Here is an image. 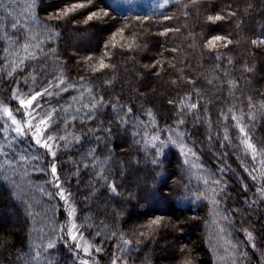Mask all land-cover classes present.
I'll return each instance as SVG.
<instances>
[{"label":"snow or ice","instance_id":"snow-or-ice-1","mask_svg":"<svg viewBox=\"0 0 264 264\" xmlns=\"http://www.w3.org/2000/svg\"><path fill=\"white\" fill-rule=\"evenodd\" d=\"M205 3L206 0H188L187 3L175 0L179 17L158 13L166 22L187 21L192 17L194 23L179 27L161 26L158 32L152 33L155 50L151 56H148L149 45L140 41L147 39L144 22H150L152 18L145 15L137 16L134 22L120 20L112 15L119 6L108 0H61L59 5L50 0H29L23 18L15 13L11 2L0 3L4 14L0 18L3 21L0 23V43L3 45L0 51L4 53L0 63L11 69L6 74L0 72V89H4L0 91V120L3 121L0 133L6 139L7 148L13 150L9 154L4 151L5 145L0 144V155L4 156L0 176L11 185L9 198L24 202L27 192L38 187L49 204L54 200L62 203L65 217L63 222L57 220L60 204L47 209L44 216L50 227L45 225L46 232L41 229L37 237L40 243H36L30 233L27 237L29 243L21 241L19 246L27 248V252L21 251L13 260L14 253L10 250L0 255V261L11 260L12 264H17L21 257H25L24 264H51L49 250L56 249L57 244L63 242L73 257L72 264H100L93 253L96 256L104 253L105 244L112 250L110 264H134L139 252L149 244L155 250L161 233L170 230L172 244L182 239L186 226L199 220L195 215L200 211L199 206L185 209L191 214L183 219L175 213H145L146 218L140 221L137 217L139 222L130 229L122 228L127 219H131V213L122 205L139 198L136 192L124 186L123 170L132 167L134 161L137 167L143 165L146 186L149 179L163 177L167 181L174 174L167 172L163 156L165 148L171 144L179 151L182 168L190 165L189 172L204 173L197 176L201 183L193 191L181 176L173 179L171 186L165 183L152 187L150 191L164 201L173 191L177 199L190 200L193 205L207 201L211 205V223L215 229L212 239L217 241L214 250L225 253L219 259L227 257L230 264H253L258 255V264H264V250H261L264 247V231L261 230L264 229V136H256L258 128L264 126V91L255 95L241 93L240 97L233 95L232 91L228 96L219 92L215 103L220 104L223 99L224 102L231 100V105L219 111L222 126L213 135L210 119L213 100L205 101L202 90L196 87L198 79L186 75L185 70L178 67V63L188 67L187 59H175L180 47H163L171 36L187 31L182 43L191 41L188 48L194 54L199 52L214 61V71L220 74V88L226 82L230 90H235L241 77L247 88L250 83L247 77L255 71L247 61L242 64L241 76L224 79L233 75L227 68L235 64L233 58H226L224 53L242 42L239 36L232 38V32H218L207 39L203 36L220 28L221 22L235 23L236 28H242L245 20L253 15L254 6L246 0L243 7L242 0H230L215 10L214 5L205 8ZM172 4L173 0H161L156 7L167 11ZM201 9L207 13L203 19ZM260 11L264 12V9ZM69 23L73 29L92 27L108 33L107 39L102 37L99 56L89 52L77 59L76 52L65 54L60 51L58 42ZM197 27L201 29L200 33L195 31ZM126 33L130 35L126 36ZM117 36L121 38L119 41ZM160 37L164 39L160 40ZM250 44L257 48L264 46V24ZM117 51L121 59L132 54L123 59V63L126 71L127 65L132 64V71L136 72L135 87L128 82L132 95L127 101L122 99L125 88L122 86L119 92L115 88L119 69V62H114L117 61ZM137 54L141 60L148 56L150 63L137 67ZM169 54H172L171 59L167 58ZM73 60L77 72L83 67L88 75H70L72 69L68 65ZM165 75L171 76L165 83L172 89L187 86L189 90L166 101L175 111L159 114L145 107L150 102L149 93H155L154 87L149 88L148 78L159 79ZM102 76L110 78L99 80L98 77ZM13 82L15 86L6 87ZM212 84L213 81L209 80L208 85ZM22 88L28 91L23 92ZM69 93L73 95L68 96ZM135 101L142 103L137 106ZM240 101L246 106L238 108ZM144 116L148 119H143ZM160 117L172 123L161 128ZM189 120L192 131L186 132L183 129L189 127ZM206 121L208 135L204 139L213 147L218 144L221 149L212 153L220 161L215 172L206 169L202 160L204 141L199 139L202 135L199 129ZM130 129L132 145H126L127 151L122 149L119 155L131 158L119 159L114 151L117 130L127 136ZM10 133L14 135L10 137ZM17 144L23 145L18 152L14 150ZM132 149H135V155ZM233 156L237 161L235 169L227 162ZM193 160L198 163H192ZM29 170L45 177L42 184L34 185L29 179L26 188L21 183V176L29 177ZM84 175L88 176L86 182ZM232 185L236 188L233 189ZM164 187L169 188V193L161 191ZM123 192L128 193L127 197L122 195ZM182 192L189 193V196H183ZM101 194L104 196L102 209L97 201ZM33 207V204H27V216L34 219L37 213L31 211ZM49 212L51 217H48ZM101 215L103 220L99 219ZM212 239L208 242L212 243ZM169 243L165 242V249ZM14 246L15 241L0 237V249ZM193 251V248L181 244L177 264H199Z\"/></svg>","mask_w":264,"mask_h":264},{"label":"trees","instance_id":"trees-1","mask_svg":"<svg viewBox=\"0 0 264 264\" xmlns=\"http://www.w3.org/2000/svg\"><path fill=\"white\" fill-rule=\"evenodd\" d=\"M11 2L15 13H19L21 18H23V14L26 10V6L29 3V0H0V3ZM51 3L59 5L61 0H50ZM65 2H71V0H65ZM109 3L118 5L119 7L113 10V17H118L120 20L130 19L133 22L137 16L143 17L145 15L151 17L150 22H144L145 33L147 34V39H142L140 43H147L150 47V51L148 56L152 55V51L155 50L153 48L154 40L152 37V33H156L160 30L161 26L166 27H179L184 24H193L194 19L190 17L187 21L180 19L179 21L173 20L171 22L163 21L158 13L163 12L165 15H176L179 17L180 11L179 7L175 4V0H173V4L171 7L167 9H160L156 7V5L161 2V0H108ZM188 0H185L187 3ZM230 0H206L205 8L209 6H215V10H219L222 6L229 3ZM245 0H242L241 6L243 7ZM247 3H251L253 7V15L250 19H246L242 28H236L235 23L228 24L225 22H221L220 28L209 31L207 35L203 36V39H207L208 36L212 34H217L218 32L234 33L232 38H236L238 35L241 39V43L236 45L230 49L229 52L224 53L225 57L231 56L235 61L234 66H228L227 70L232 72L233 75L225 77V81L228 79H232L234 76H241L240 69L244 61H247L249 66H254L255 71L251 74V76L247 77V80L250 81L247 88L244 87V78L241 77L240 85L235 90H230L227 83L223 85L222 88L219 87L220 79L219 75L216 71H214V61L210 60L207 55L201 56L199 52H193V50L188 48L187 43H182L187 36V31H182L181 34H175L171 36L166 44L163 45L165 48H172L174 46H179L181 51L178 55H176V61H183L187 59L188 67H185L184 64H179V68H183L185 70L186 75H191L193 78L198 79V83L196 85L197 88H200L203 92V98L205 101L208 99L213 100L212 107L210 108V119H211V132L215 133L218 131L219 127L222 126V121L219 118V111L221 109L226 110L231 105V100L224 102L223 99L220 104L215 103V97L219 92H223L224 96H228L229 92L232 91L233 95L236 97H240L241 93L247 95L249 93L255 95L256 92L264 91V46L254 47L250 44L251 39L257 37L260 33V26L264 24V12H261V9H264V0H246ZM235 6V5H233ZM182 7V6H180ZM207 13L204 9H201V19H203L204 15ZM3 11L0 10V18L3 17ZM159 21V23H157ZM2 19H0V23H2ZM197 33L201 32V29L197 27L195 29ZM130 34L126 33V36ZM107 39V32H100L96 28H85L81 26L79 29H73L71 24L66 27V30L63 32L60 40H59V49L62 53H71L76 52V58L86 56L89 52H92L94 55L99 56V46L103 44V39ZM118 41L121 39L119 36L116 38ZM160 40L164 38L160 37ZM3 45L0 43V48ZM131 53L123 59H128L131 57ZM4 53L0 51V61H2ZM148 56H145L144 59L141 60L140 54L136 55L137 67L142 66L143 64L150 63ZM168 59L172 58V54H169ZM123 59L119 56V51H117V61L119 62V69L116 73L117 81L115 83L116 91L119 92L120 88L123 86L125 88V92L122 94V99L127 101L129 96L132 93L128 90V82H132V87H135L136 83V72L132 71V64L127 65V71L125 70V66L123 63ZM226 63V61H225ZM68 67L72 69L70 75L73 77L77 75H88V72L81 67V69L77 72L75 66V60L69 62ZM233 67L235 71L233 72ZM10 68H5V66L0 63V72H4L6 74L7 71H10ZM110 78V76H102L98 77L99 80ZM171 78L170 75H165L160 77L159 79L148 78L149 88H155V93H149V103L145 105L146 108H152L154 112L159 114H165L170 111H175V108L167 105L166 101L168 99H173L177 97V95H183L189 89L187 86H183L178 90L172 89L165 81ZM212 80L213 84L208 85V81ZM97 81H93L96 83ZM14 84V82L12 83ZM12 84L7 85L6 87L10 89ZM39 89V88H37ZM4 89H0L3 91ZM141 91H146V89H141ZM73 95V93H69L68 96ZM195 99V97H193ZM6 102V101H5ZM137 106L142 103V101H135ZM246 106L245 102L240 101L237 104V107ZM143 119L147 120L146 116ZM3 121L0 120V125H2ZM158 123L161 128L164 127L165 124H171V120H165L162 117L158 118ZM208 129L207 121L203 126L200 127L199 133L202 135L199 139L203 140V136L206 133L205 130ZM186 132H191V120H189V127L183 129ZM131 129L129 130V134L125 136L122 131L117 130L115 143L117 147L115 148V154L119 159H130L131 157H120L121 150L124 149L127 151V146L132 145V136ZM235 135L236 133L233 131L232 133ZM11 135H14L10 133ZM167 135V133H165ZM257 137L264 136V126L259 127L256 132ZM0 144L5 145L4 151L9 154L12 153L13 150H10L6 146V139L2 133H0ZM23 145H15L14 150L19 151ZM217 147V146H216ZM133 155H135V149H132ZM61 159H64L61 157ZM231 159V161H230ZM202 160L205 165V168L211 170L213 172L220 165V161L216 160L210 151L203 148ZM234 161V162H232ZM4 162V156L0 155V164ZM227 162L233 167L237 168L236 159H232L231 157L227 159ZM232 162V163H231ZM192 163H198V161L193 160ZM163 164L167 169V172H171L174 175L164 180L163 177L158 178L156 180L149 179L147 182V186L144 183L145 171L143 169V165L141 164L139 167L135 165L133 161V166L130 168H126L123 171L125 172V178L123 179L124 186H127L130 191L136 192L138 195V199L133 200L131 203H126L122 205L123 209H127L131 213V219H127V223L123 224V230L130 229L135 223L139 222L137 217L140 218V221L145 219V213L148 215H156V214H165L171 215L175 213L179 215L181 219L185 216L190 215L191 213L184 211L185 209L199 206L200 211L196 212L195 215L199 217V220L190 223L186 226L185 232L183 234V238L177 240L174 244L171 243L173 240V236L171 231H166L161 233L160 239L158 240L155 250L152 249V245L149 244L148 247H145L138 254V258L135 259L134 264H177V261L180 259L178 254V250L181 244H186L188 247L193 248V256L199 258V264H230L227 257L224 260H220V256H224L225 253L223 250H214L217 241L212 239L215 234V229L212 227V216L210 213L211 205L207 201H200L197 205H193L190 200L177 199L176 192H170L169 188L164 187L161 188V191L164 193H169L168 199L166 201L160 200L157 196H155L150 189L152 187H159L162 184L167 183V185H172L173 179H179L181 176L185 178L186 182H189V187L195 191L197 185L201 182L197 179L198 175H203L204 173L197 172L196 170H192L189 172L190 165H184L181 167V158L179 157V151L175 145L169 144L164 150L163 156ZM234 165V166H233ZM67 170V169H66ZM18 175H20L18 173ZM31 179L34 185L42 184L45 177L40 175H34L29 170V177L21 176V183L28 187V180ZM119 179V177H118ZM83 180L86 182L88 180V176L84 175ZM74 184L75 181H72ZM232 188L235 189L236 186L232 185ZM11 189V185L8 181H5L2 176H0V221L2 219H9V212L11 210L13 217V224L8 226L5 224L0 225V237H3L8 240L15 241V246L11 249L4 248L0 249V255L7 253L8 251H12L14 253L13 260H15L16 255H19L21 251L27 252V248L21 249L19 246L21 241L25 244H28L29 241L27 237L31 233L33 239H35L36 243H40V240L37 237L40 235V231L43 228L44 231H47L48 218L44 216V212L50 207H54L57 204H60V209L56 212L57 220L59 222H63L65 217L63 215L62 203L59 201H52L51 204L48 203L47 199L39 192L38 187H32L30 191L27 192V195L24 197V202L20 199H11L9 198L8 192ZM238 190V189H237ZM251 193H249L250 195ZM122 195L127 197L128 193L123 192ZM183 196H189V193L182 192ZM103 200L104 196L101 194L97 197V201L99 203L100 209L103 208ZM27 204H33L34 207L31 209L32 212L37 213L35 218L27 216L29 209L27 208ZM10 208V210H9ZM7 209V210H6ZM52 213H48V217H51ZM125 218H127V213L125 214ZM99 219L103 220V216L101 215ZM207 221V224L205 223ZM247 224V221H245ZM50 227V225H48ZM103 225H101L102 227ZM240 225L238 224L237 227ZM10 229H14L16 231H11ZM264 231V229H261ZM242 239V236L239 237ZM212 239V243L208 241ZM168 241L169 247L167 249L164 248L165 242ZM95 243L99 245V240H96ZM114 243V242H113ZM221 246L223 247V242H221ZM112 254L111 248L105 244L104 253L100 254L98 258H100L102 264L105 259L110 257ZM135 255V254H134ZM175 256V259H173ZM48 258L51 261V264H72L73 257L71 256L68 249L63 246V242L57 244L56 249L49 250ZM166 258V260H164ZM25 257H21L17 264H24ZM259 256L257 255L253 264H258ZM0 264H12L11 260L0 261ZM101 264V263H100Z\"/></svg>","mask_w":264,"mask_h":264},{"label":"rangeland","instance_id":"rangeland-1","mask_svg":"<svg viewBox=\"0 0 264 264\" xmlns=\"http://www.w3.org/2000/svg\"><path fill=\"white\" fill-rule=\"evenodd\" d=\"M12 86H15V83L14 84H12ZM37 90H39V89H37ZM21 91H23V92H26V91H28V89H25V88H22L21 89ZM7 102V101H6ZM13 106H15V103L13 104ZM206 131V133L204 134V136L202 137L203 138V148H205V149H207L208 151H210L211 153H213V152H217V151H221V149H219V145L218 144H216V146L215 147H213V144L211 143V142H209V141H207L206 139H204L207 135H208V130H205ZM213 135H214V133H212ZM62 158H64V157H62ZM215 158V157H214ZM233 160L235 159V157L233 156V157H231ZM216 159V158H215ZM217 160V159H216ZM230 161H231V159H230ZM232 162H234V161H232ZM231 162V163H232ZM234 166V165H233ZM233 168V167H232ZM235 169V168H234ZM242 171V170H241ZM7 210V209H6ZM9 210H10V208H9ZM9 212V219L7 218V220H4V219H2L1 221H0V225L1 224H5L6 223V225H8V226H11L10 224H13V222H14V220H13V217H11L12 216V212H11V210L10 211H8ZM11 231H16V230H14V229H10ZM261 250H264V247H262V249ZM112 255V254H111ZM111 255H110V257H108L107 259H105L104 261H103V264H110V260H111ZM93 257L95 258V259H99L100 260V258H98V256H96V254L95 253H93ZM164 260H166V258L164 259ZM100 263L102 264V262H101V260H100Z\"/></svg>","mask_w":264,"mask_h":264}]
</instances>
